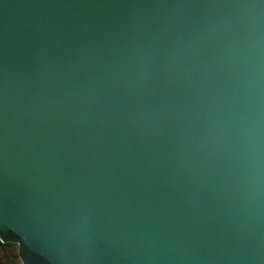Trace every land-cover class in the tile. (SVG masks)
<instances>
[{"label": "water", "instance_id": "95a60500", "mask_svg": "<svg viewBox=\"0 0 264 264\" xmlns=\"http://www.w3.org/2000/svg\"><path fill=\"white\" fill-rule=\"evenodd\" d=\"M0 243L264 264V0H0Z\"/></svg>", "mask_w": 264, "mask_h": 264}, {"label": "rangeland", "instance_id": "374dc122", "mask_svg": "<svg viewBox=\"0 0 264 264\" xmlns=\"http://www.w3.org/2000/svg\"><path fill=\"white\" fill-rule=\"evenodd\" d=\"M0 264H21L16 256V245L0 246Z\"/></svg>", "mask_w": 264, "mask_h": 264}, {"label": "trees", "instance_id": "16d2710c", "mask_svg": "<svg viewBox=\"0 0 264 264\" xmlns=\"http://www.w3.org/2000/svg\"><path fill=\"white\" fill-rule=\"evenodd\" d=\"M0 246H11V244H8V243L1 244L0 243Z\"/></svg>", "mask_w": 264, "mask_h": 264}, {"label": "snow or ice", "instance_id": "6c2138e0", "mask_svg": "<svg viewBox=\"0 0 264 264\" xmlns=\"http://www.w3.org/2000/svg\"><path fill=\"white\" fill-rule=\"evenodd\" d=\"M19 243V242H18Z\"/></svg>", "mask_w": 264, "mask_h": 264}]
</instances>
